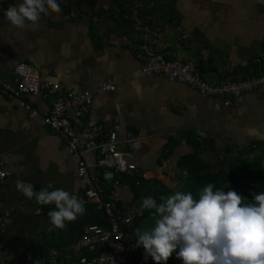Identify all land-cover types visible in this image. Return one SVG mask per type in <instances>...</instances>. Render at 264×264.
I'll return each mask as SVG.
<instances>
[{"label": "crops", "instance_id": "obj_1", "mask_svg": "<svg viewBox=\"0 0 264 264\" xmlns=\"http://www.w3.org/2000/svg\"><path fill=\"white\" fill-rule=\"evenodd\" d=\"M19 2L0 0V81H14V65L26 62L40 80L91 90L92 105L83 123L102 125L99 138L116 128L117 149L128 152L126 161L150 185L175 189L181 174L175 161L194 149L187 137L198 143L200 160L212 167L225 152L231 155L264 141V88L223 104L185 83L143 74L135 56L140 50L196 61L210 82L258 71L264 67V0H58L60 13L42 14L35 26L24 28L11 25L4 15ZM109 77H116L115 89L98 90L97 84ZM53 98L30 97L41 112L30 116L0 92V160L9 172L0 185V214L9 220L0 237V264H20L23 258L28 259L21 264H47L46 254L36 260L33 255L51 247L64 252L85 226L108 224L86 200L85 182L76 176V160L64 139L43 122ZM166 151L169 155L161 158ZM83 160L104 191L117 178L120 205L134 202L122 180L129 174L92 167L91 153ZM17 180L36 191L66 190L84 201L85 212L64 229L48 231L47 213L55 206L24 197L15 187Z\"/></svg>", "mask_w": 264, "mask_h": 264}, {"label": "built area", "instance_id": "obj_2", "mask_svg": "<svg viewBox=\"0 0 264 264\" xmlns=\"http://www.w3.org/2000/svg\"><path fill=\"white\" fill-rule=\"evenodd\" d=\"M135 56L141 60L140 70L143 74H161L169 80L189 85L202 96L219 97L223 104H228L241 93L264 88V67L258 71L210 82L199 70L196 61L167 59L160 52L143 54L140 50L136 51ZM13 73L16 76L14 81H0V92L15 99L17 105L30 116L41 113L30 97H54L49 111L42 114L43 122L58 131L64 139L67 152L76 160V176L85 182L86 200L102 212L108 222L107 226H85L80 237L64 252L55 247L49 248L46 253L47 264H133L139 247H135L136 240L126 227L142 216L141 205L135 202L128 206L120 205V198L114 191L118 184L117 178L112 180V187L104 191L96 175L88 172L89 166L83 160L84 154L91 153L94 157L92 167L109 168L115 175L127 173L144 179L143 175L135 172L134 164L126 161L128 152L117 149V129L106 130L103 132V138H99L104 130L102 125L83 123V118L89 113L92 105L91 90L62 88L58 82L40 80L26 62L16 63ZM116 82V77H109L100 81L97 89L113 91ZM80 139L84 140L81 147L78 145ZM8 176L9 172L0 160V185ZM8 222V218L0 214V237L5 233ZM2 247L0 238V253ZM41 256L39 253L33 255L34 260Z\"/></svg>", "mask_w": 264, "mask_h": 264}, {"label": "clouds", "instance_id": "obj_3", "mask_svg": "<svg viewBox=\"0 0 264 264\" xmlns=\"http://www.w3.org/2000/svg\"><path fill=\"white\" fill-rule=\"evenodd\" d=\"M50 12H61L58 0H20L4 15L11 25L24 28L35 26ZM15 187L38 205L55 206L47 213L48 231L64 229L85 212L84 201L66 190L36 191L20 180ZM143 210H152L154 225L135 230V247L143 246L144 258L150 256L155 264H164L177 248L183 264H264V191L252 192L248 200L208 183L198 199L181 191L161 196L159 203L149 196L141 202V214ZM36 211L39 214L40 208Z\"/></svg>", "mask_w": 264, "mask_h": 264}, {"label": "trees", "instance_id": "obj_4", "mask_svg": "<svg viewBox=\"0 0 264 264\" xmlns=\"http://www.w3.org/2000/svg\"><path fill=\"white\" fill-rule=\"evenodd\" d=\"M120 5L118 1L117 6ZM187 140L194 149L192 153L186 155L185 159L179 158L175 161V166L181 170V174L177 177L178 185L175 189L162 186L155 187V185L148 188L146 187V185H150L148 179L145 180L135 175H122V180L128 183L135 203L141 205L142 200L149 196L155 198L159 203L161 196H168L177 191L191 193L194 199H198L201 189L208 183H213L215 188L224 191H237L248 200L251 199L252 192L264 191V141L252 143L244 151H238L231 155L225 152L218 160L217 165L212 167L200 160L198 143L188 137ZM168 155L169 151H166L160 156L164 158ZM150 211L152 210H143L142 216L126 227V230L134 235L135 240L137 239L136 227L141 225L143 221L154 223ZM178 251V248L173 251L164 264H183V261L177 256ZM41 254L45 256L46 253L43 251ZM144 257L143 246H139L138 255L133 264H155L150 256L147 259ZM23 259H19L18 262L21 264ZM26 259L28 258L24 260Z\"/></svg>", "mask_w": 264, "mask_h": 264}, {"label": "rangeland", "instance_id": "obj_5", "mask_svg": "<svg viewBox=\"0 0 264 264\" xmlns=\"http://www.w3.org/2000/svg\"><path fill=\"white\" fill-rule=\"evenodd\" d=\"M176 179H177V178H176ZM150 183L152 184L153 182L150 181ZM177 185H178V182L175 183L174 188H176ZM146 187L150 188V187H152V186H151V185H146ZM155 187H158V186H155ZM154 189H155V188H154ZM153 225H154V223L152 224V223L144 222V221H143L141 225H139L138 227H136V229L139 228V229H141V231H143V230H146V229L151 228ZM136 229H135V230H136Z\"/></svg>", "mask_w": 264, "mask_h": 264}, {"label": "water", "instance_id": "obj_6", "mask_svg": "<svg viewBox=\"0 0 264 264\" xmlns=\"http://www.w3.org/2000/svg\"><path fill=\"white\" fill-rule=\"evenodd\" d=\"M199 68V67H198Z\"/></svg>", "mask_w": 264, "mask_h": 264}]
</instances>
